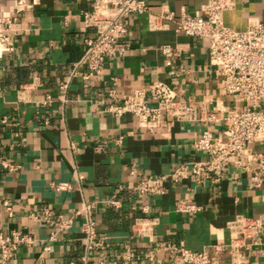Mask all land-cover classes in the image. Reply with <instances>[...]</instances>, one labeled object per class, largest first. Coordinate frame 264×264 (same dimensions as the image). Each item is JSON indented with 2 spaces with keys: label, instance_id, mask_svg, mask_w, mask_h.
I'll return each instance as SVG.
<instances>
[{
  "label": "crops",
  "instance_id": "crops-1",
  "mask_svg": "<svg viewBox=\"0 0 264 264\" xmlns=\"http://www.w3.org/2000/svg\"><path fill=\"white\" fill-rule=\"evenodd\" d=\"M143 1L147 13L122 20L121 53L85 78L79 64L84 40L95 36L83 18L92 10L90 0H0V19L15 17L6 32L12 51L0 60V161L16 168L0 165V235L18 232L33 239L19 245L7 264H181L175 252L180 249L207 251L213 264H264V175L256 187L248 157L257 145L226 164L219 177L203 173L194 179L186 169L170 177L206 160L194 147L196 139L206 130L224 140L225 116L243 107L225 95L205 39L184 35L174 22L149 26V15L165 12L175 21L204 19L208 0ZM222 20L236 31L252 23L264 29V0H234ZM156 83L172 89L189 112L180 119L164 116L150 130L131 115L105 112L135 89L149 91ZM163 176L168 178L161 193L135 190ZM62 183L71 188L59 191ZM86 206L100 243L89 251ZM239 216L258 222L255 237L227 230ZM214 247L221 251L212 255Z\"/></svg>",
  "mask_w": 264,
  "mask_h": 264
},
{
  "label": "built area",
  "instance_id": "built-area-1",
  "mask_svg": "<svg viewBox=\"0 0 264 264\" xmlns=\"http://www.w3.org/2000/svg\"><path fill=\"white\" fill-rule=\"evenodd\" d=\"M92 10L83 14L87 28L95 31V36L84 40L85 50L79 64H83L89 76L99 74L105 58L115 57L122 49L118 40L125 33L122 23L126 15L147 13L148 7L143 0H90ZM234 7V0H208L203 7L204 19L182 16L175 21L170 12L160 16L149 15V26L156 29L157 21L174 22L177 30L188 37L205 39L208 43L209 64L216 67L221 75L222 89L227 97H232L241 109L233 108L225 116L227 127L221 137H213L210 132L203 131L194 142V147L206 155L207 159L188 164L177 169L171 178L180 176V170H188L190 177L198 178L203 173H215L219 177L226 164L235 163L237 159L247 154V147L255 144L257 152L251 153L250 160L254 163L252 181L259 187L264 175V29L260 23L249 24L243 31H236L223 25L222 15ZM15 22L11 15L0 19V60L4 53L11 52V38L6 34ZM169 56L168 47L161 49ZM75 73L73 72L72 75ZM67 82L61 83L59 90L64 93ZM116 98L115 92H109ZM155 103L153 105L152 103ZM105 112L116 117L128 114L137 119L138 125L153 129L160 125L162 117L168 116L180 119L189 109L175 99L172 89L162 83H156L151 90L135 89L117 104L110 105ZM213 120L212 117L208 118ZM4 170L14 171L16 168L5 160L0 161ZM168 176L148 179L140 182L135 190L140 194L161 193L163 182ZM67 183L58 185L59 191L69 190ZM116 202H111L115 205ZM184 211L194 212L193 206H184ZM91 207L86 206L85 223L83 226L85 250L100 247L96 241L95 222L91 217ZM50 213L44 211L43 219L49 222ZM259 224L243 217H235L227 224V230L233 235L246 239L256 236ZM33 239L18 232L0 235V264H7L13 257V252L19 245H30ZM221 251L214 247L212 255ZM181 264H213L209 252L200 253L188 250H176ZM132 253H126L125 258L131 259Z\"/></svg>",
  "mask_w": 264,
  "mask_h": 264
}]
</instances>
